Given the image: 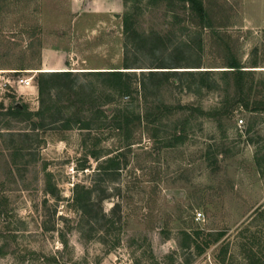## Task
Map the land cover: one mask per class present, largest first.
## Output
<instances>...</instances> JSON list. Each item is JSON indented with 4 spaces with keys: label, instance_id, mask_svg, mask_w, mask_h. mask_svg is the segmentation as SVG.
Here are the masks:
<instances>
[{
    "label": "rangeland",
    "instance_id": "374dc122",
    "mask_svg": "<svg viewBox=\"0 0 264 264\" xmlns=\"http://www.w3.org/2000/svg\"><path fill=\"white\" fill-rule=\"evenodd\" d=\"M203 1L210 27L179 0H0V80L35 76L0 92V264H264V0ZM126 12L149 36L130 55L143 68L123 69ZM150 50L179 71L214 72L130 96L81 73L84 90L53 96L59 116L86 122L69 129L7 114L39 109V72L121 69L138 83ZM230 56L252 71L240 82L248 108L220 72ZM146 112L159 141L119 127ZM110 158L118 169L105 173ZM77 184L94 189L90 214L73 203Z\"/></svg>",
    "mask_w": 264,
    "mask_h": 264
},
{
    "label": "trees",
    "instance_id": "16d2710c",
    "mask_svg": "<svg viewBox=\"0 0 264 264\" xmlns=\"http://www.w3.org/2000/svg\"><path fill=\"white\" fill-rule=\"evenodd\" d=\"M184 4H188L190 6V10L192 13L193 19H198L204 26H212V22L210 21V13L208 8L205 6L203 0H179ZM123 30L125 36V58H124V67L123 69H138L143 67H136L135 64H132L130 61V55H136L140 52L143 44H145L149 40V36H145L140 34L137 30L138 28L135 25V21L130 13L126 12L123 16ZM152 56V63L150 67V71H141V79L137 83L134 81V77L137 76L136 71H123L121 69L116 70H107V71H97V72H73L70 70H60L53 72H39V76L36 78L37 86H38V100H39V109L36 112H30L27 104H20L16 106V104H12L7 109V114L13 117H23L27 116V118L33 121V118L38 117L40 120L38 122H33V129L42 128L46 124L47 120L51 122L49 124H56L62 121L63 129H69L72 123L81 122L83 125H86L85 120L76 119V115H72L71 117L67 116H59L63 113V107L58 106L57 101L54 99V94L64 91L68 92H78V89L84 90L85 85H79V76L81 73L83 75H96L103 79V84L108 86L109 88L115 90L121 95L130 96L133 94L134 89L138 90L140 87L142 90L148 89L151 85L153 88H160L165 83H170L172 81H177L181 79L183 76H200L203 79L208 80V76H210V70L206 71H179L177 69L182 68L180 62L173 58H158L156 57V50H150ZM189 68H200L198 67H189ZM226 70L220 71L224 75H232L236 78L238 84H240L242 78L251 74L252 71L243 70V66L241 62L234 56H230L227 59V62L224 66ZM150 80V84L147 82ZM137 84V86H136ZM241 85V84H240ZM206 87L210 89V83L202 84L198 88ZM241 89L240 94L241 99L240 102H243L245 107H249V97L246 94L245 87L242 85L239 86ZM189 89H192V86H189ZM257 103V104H256ZM258 108L264 110V100L256 102ZM62 107V109H61ZM158 107V106H157ZM160 108V107H158ZM166 109L172 110L171 106H165ZM191 106H179L178 109H188ZM161 109V108H160ZM201 114H203L202 110H198ZM156 116V118H154ZM158 115L153 112H146L144 115L138 114L133 119L126 117L122 123L119 122V127L123 131L125 128H128L131 122L137 123V131L138 129H142L143 132L147 133L150 139L154 141H159L161 139L160 133L161 129L158 125ZM85 127V126H82ZM87 127V126H86ZM129 129V128H128ZM132 133V130H129V134ZM178 131L175 132L174 137L178 141H183V136H178ZM181 135V134H180ZM108 165V166H107ZM106 167L103 168L105 173H109V171L118 169L119 163L116 162V158H110ZM101 171V170H99ZM94 189H85L80 184H77L75 187V195L73 198V203L76 208L83 212L84 215L90 214L94 211V202L92 200ZM94 217L93 219H95ZM253 257H248L249 263H253ZM261 264V262L259 263Z\"/></svg>",
    "mask_w": 264,
    "mask_h": 264
},
{
    "label": "built area",
    "instance_id": "2783aa9c",
    "mask_svg": "<svg viewBox=\"0 0 264 264\" xmlns=\"http://www.w3.org/2000/svg\"><path fill=\"white\" fill-rule=\"evenodd\" d=\"M35 76H23L12 81L9 77L2 76L0 80V92L3 93L6 90H9L13 84H16L19 88H32L34 86V78ZM203 218L202 213H197V219L201 220Z\"/></svg>",
    "mask_w": 264,
    "mask_h": 264
},
{
    "label": "water",
    "instance_id": "95a60500",
    "mask_svg": "<svg viewBox=\"0 0 264 264\" xmlns=\"http://www.w3.org/2000/svg\"><path fill=\"white\" fill-rule=\"evenodd\" d=\"M18 105H20V104H16V106H18Z\"/></svg>",
    "mask_w": 264,
    "mask_h": 264
}]
</instances>
